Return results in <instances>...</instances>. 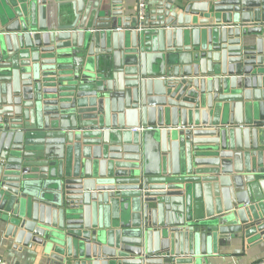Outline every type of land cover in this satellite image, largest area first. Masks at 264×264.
<instances>
[{
	"label": "water",
	"instance_id": "water-1",
	"mask_svg": "<svg viewBox=\"0 0 264 264\" xmlns=\"http://www.w3.org/2000/svg\"><path fill=\"white\" fill-rule=\"evenodd\" d=\"M0 232L56 264L264 242V0H0Z\"/></svg>",
	"mask_w": 264,
	"mask_h": 264
},
{
	"label": "crops",
	"instance_id": "crops-1",
	"mask_svg": "<svg viewBox=\"0 0 264 264\" xmlns=\"http://www.w3.org/2000/svg\"><path fill=\"white\" fill-rule=\"evenodd\" d=\"M129 6H136L138 0H115ZM0 258L10 264H56L48 254L30 253L13 249L11 242L3 239L0 232ZM199 264H255L264 261V242L244 243L238 237L229 242L215 245L198 257Z\"/></svg>",
	"mask_w": 264,
	"mask_h": 264
},
{
	"label": "built area",
	"instance_id": "built-area-1",
	"mask_svg": "<svg viewBox=\"0 0 264 264\" xmlns=\"http://www.w3.org/2000/svg\"><path fill=\"white\" fill-rule=\"evenodd\" d=\"M146 3V0H138L137 1V6L139 9H143L144 5ZM0 264H10L6 261H4L2 258H0ZM255 264H264V261L257 262Z\"/></svg>",
	"mask_w": 264,
	"mask_h": 264
}]
</instances>
